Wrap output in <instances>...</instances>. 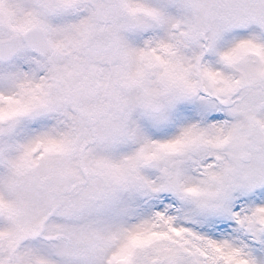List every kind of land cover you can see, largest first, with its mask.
Wrapping results in <instances>:
<instances>
[{
  "label": "snow or ice",
  "instance_id": "1",
  "mask_svg": "<svg viewBox=\"0 0 264 264\" xmlns=\"http://www.w3.org/2000/svg\"><path fill=\"white\" fill-rule=\"evenodd\" d=\"M0 264H264V0H0Z\"/></svg>",
  "mask_w": 264,
  "mask_h": 264
}]
</instances>
